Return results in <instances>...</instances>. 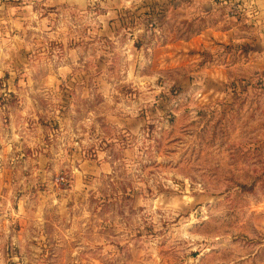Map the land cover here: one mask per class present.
Listing matches in <instances>:
<instances>
[{
    "label": "rangeland",
    "instance_id": "374dc122",
    "mask_svg": "<svg viewBox=\"0 0 264 264\" xmlns=\"http://www.w3.org/2000/svg\"><path fill=\"white\" fill-rule=\"evenodd\" d=\"M234 6L0 0V264H264V17Z\"/></svg>",
    "mask_w": 264,
    "mask_h": 264
},
{
    "label": "crops",
    "instance_id": "0c3cea01",
    "mask_svg": "<svg viewBox=\"0 0 264 264\" xmlns=\"http://www.w3.org/2000/svg\"><path fill=\"white\" fill-rule=\"evenodd\" d=\"M234 3H235L236 8L234 6L233 9H235L236 12H240V9L242 11H244L245 9H248V7L253 6V7H255V9H258V10L261 9V11H258V13L261 14V18L264 17V0H234ZM227 9H229L227 11H230V8H227ZM230 19L233 20V21H236V20H234L235 18H230ZM237 22H238V20H237ZM262 25L263 24L260 23V25H253V26H254V29L256 30ZM230 28H232V26L226 25L224 27H221L219 29V31L222 30V31L225 32V31L230 30ZM258 30H260V29H258Z\"/></svg>",
    "mask_w": 264,
    "mask_h": 264
}]
</instances>
